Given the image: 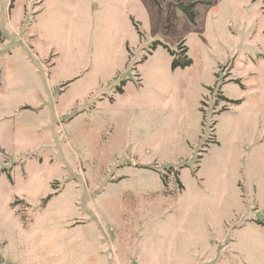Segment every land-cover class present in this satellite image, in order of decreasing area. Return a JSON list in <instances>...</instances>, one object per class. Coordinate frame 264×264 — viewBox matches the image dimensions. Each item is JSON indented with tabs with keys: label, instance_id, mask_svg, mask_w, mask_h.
<instances>
[{
	"label": "rangeland",
	"instance_id": "1",
	"mask_svg": "<svg viewBox=\"0 0 264 264\" xmlns=\"http://www.w3.org/2000/svg\"><path fill=\"white\" fill-rule=\"evenodd\" d=\"M0 264H264V0H0Z\"/></svg>",
	"mask_w": 264,
	"mask_h": 264
},
{
	"label": "trees",
	"instance_id": "2",
	"mask_svg": "<svg viewBox=\"0 0 264 264\" xmlns=\"http://www.w3.org/2000/svg\"><path fill=\"white\" fill-rule=\"evenodd\" d=\"M179 8L186 13V15L188 16V18L190 19V21L195 24V18H196V14L193 10L194 6H195V2L190 3V4H183L182 2L178 3ZM164 47H166L169 52L172 55V63H171V67L173 70H177V69H184L190 65H192L193 60L192 58L187 54V49L186 48H182L181 45H179L177 50H171L167 45H164ZM156 47H154L155 49ZM237 83H240L239 81L236 80ZM124 84V83H123ZM119 91L123 92V89L120 87ZM229 102H232L233 104H240L241 100H228ZM52 197V194L48 195L45 199V201L47 202L50 198Z\"/></svg>",
	"mask_w": 264,
	"mask_h": 264
}]
</instances>
